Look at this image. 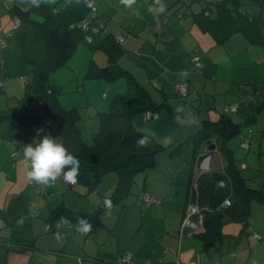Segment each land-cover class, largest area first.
<instances>
[{"label": "crops", "instance_id": "1", "mask_svg": "<svg viewBox=\"0 0 264 264\" xmlns=\"http://www.w3.org/2000/svg\"><path fill=\"white\" fill-rule=\"evenodd\" d=\"M85 1L55 0L25 10L22 0H0V34L6 41L0 45V264H116L121 253H129L134 264H264V199L250 200L246 220L225 221L213 242L196 235L203 229L200 217L194 220L197 231L180 232L190 172L220 171L231 161L249 186L264 193V109L254 112L264 104V15L258 14L257 0H163L166 10L159 16L147 10L153 0H136L132 8L120 0H93L97 18L91 30L54 68L49 82L66 90L59 101L79 112L77 125L89 120L94 127L129 82L139 85L157 117H137L135 125L146 127L163 146L154 164L126 183L108 172L93 188L70 187L62 178L49 186L36 182L37 192L29 184L23 151L10 156L6 142L33 143L36 132L26 135L22 124H33L37 110L39 119L49 121L45 108L32 102L44 104L35 83L37 67L56 58L48 30L85 17ZM221 1L234 10L240 28L203 29L200 23L216 17ZM237 11L249 17H238ZM117 33L123 43L114 38ZM179 84L186 85L185 97L177 93ZM73 95L87 97L88 103L72 102ZM222 115L240 122V133L248 128L232 137L230 156L220 153L214 136L198 142L189 137L211 129ZM48 134L63 144L61 134ZM243 142L248 148L241 147ZM146 195L159 201L147 204ZM105 198L112 199V207L99 210L100 224L87 234L63 215L52 217L57 208L95 213Z\"/></svg>", "mask_w": 264, "mask_h": 264}, {"label": "trees", "instance_id": "2", "mask_svg": "<svg viewBox=\"0 0 264 264\" xmlns=\"http://www.w3.org/2000/svg\"><path fill=\"white\" fill-rule=\"evenodd\" d=\"M257 1L258 14L264 15V0ZM216 5L218 14L213 19L201 22L200 26L203 29L220 25H232L233 27L229 29L233 30L240 28L239 23L235 24L237 16L233 9L226 6L223 1ZM14 11L17 16L23 14L21 10L14 9ZM236 13L238 17H249V14L241 11ZM10 31H7L5 35ZM83 34V30L72 29L68 25L49 28L48 37L54 46L56 58L37 67L35 83L43 92L45 115L63 136L62 145L80 162L77 183L69 186L96 187L102 176L108 172L116 173L118 182L126 183L135 173L151 167L154 164L155 154L161 148L152 135L144 133L135 125L137 117H144L148 111L154 112L153 105L144 88L129 82L126 92L114 98L110 109L99 113V128L92 143L86 144L81 139L76 123L77 110L66 109L61 105L49 82V77L54 68L64 62L76 48ZM261 109H264V104L257 106L254 112ZM210 124L211 129H202L201 134H192L189 137L198 142L214 136L220 153L230 156L232 149L228 145V140L240 133L241 123L222 115ZM143 136H148L150 143L147 147H138L136 142ZM241 173V169L231 161L220 171L201 172L197 176L192 172L189 173L186 204L191 201L199 208L198 213L193 215V220L200 217L203 224L202 231L196 234L199 238L206 242L217 240L222 234L225 221L246 220L250 200L264 199V193L259 188L249 186ZM221 181H223L222 186ZM226 198L230 202L229 205L222 204ZM106 199L112 201L110 198L103 199L95 213L86 215L65 208H57L52 212V217L63 215L75 225L77 218H83L88 220L92 227L97 226L100 224L98 212L105 206Z\"/></svg>", "mask_w": 264, "mask_h": 264}, {"label": "clouds", "instance_id": "3", "mask_svg": "<svg viewBox=\"0 0 264 264\" xmlns=\"http://www.w3.org/2000/svg\"><path fill=\"white\" fill-rule=\"evenodd\" d=\"M22 2L26 5L25 10H27V8L40 7L41 3H54L55 0H22ZM120 4L126 8H132L136 4V0H120ZM147 10L154 16H159L165 12L166 4L163 0H153ZM136 14L139 16L138 11ZM42 131V128L37 129L33 143L25 145L23 149L28 178L45 186L54 184L61 178L65 184H76L80 167L79 159L70 154L62 144L57 143L56 139H53L49 134L40 137ZM136 143L138 147H147L150 139L148 136H143ZM220 185H223V181L220 182ZM104 203L107 208L112 207L109 199H106ZM75 228L77 232L87 234L91 231L92 224L86 219L77 218Z\"/></svg>", "mask_w": 264, "mask_h": 264}, {"label": "built area", "instance_id": "4", "mask_svg": "<svg viewBox=\"0 0 264 264\" xmlns=\"http://www.w3.org/2000/svg\"><path fill=\"white\" fill-rule=\"evenodd\" d=\"M86 7H87V14L85 17H82L79 20L70 22L68 24L69 28L72 29H80L83 30L84 32H88L91 30V22L92 20L96 19V15H97V8L95 6V3L93 0H86L85 1ZM14 24L17 25L18 24V20L15 18L14 19ZM95 31H97V29H94ZM114 38L119 42V43H123L124 42V37L122 35H120L119 33L114 35ZM0 45L1 46H5L6 42L4 37L0 34ZM196 59V64L199 66V62L197 61V57ZM177 93L181 96V97H185L187 95V88L185 84H179L176 87ZM231 110H235V107L232 106L230 107ZM145 118H153V117H157V114L155 112H146L144 114ZM50 124V121H44V124ZM7 147L9 149V154L10 156L14 157L17 156L20 152L23 151L24 149V145L23 144H19L16 140H8L6 142ZM249 143L247 142H243L241 143V147L243 148H248ZM208 160H209V155H205L203 160L200 162V167H202L203 169H207L208 168ZM29 184H31L32 186H36V182L32 181L29 179ZM36 192L38 191V188L36 187L34 189ZM145 200L147 204H151V203H156L159 200L156 197L150 196V195H146L145 196ZM223 205H229L230 202L229 200L226 198L224 199ZM199 208L198 206L191 202L188 201L187 206L185 208V214L182 218V221L180 223V232H183L184 229H191L193 231H197L198 230V226L199 223L193 220V215L198 213ZM59 222H57L58 224ZM253 237H256V234H253ZM79 264H83V262L81 260H79ZM116 264H134L133 260H132V256L129 253H121L117 260H116Z\"/></svg>", "mask_w": 264, "mask_h": 264}, {"label": "rangeland", "instance_id": "5", "mask_svg": "<svg viewBox=\"0 0 264 264\" xmlns=\"http://www.w3.org/2000/svg\"><path fill=\"white\" fill-rule=\"evenodd\" d=\"M246 1H249V0H246ZM56 79L58 80V82L61 80V78H60V76H59V74H56ZM40 90H41V88H40ZM53 90L55 91V94L57 95V97H58V100H59V97H66L67 95L65 94V92H66V90L64 89V90H61V89H59V88H56L54 85H53ZM74 96V98L72 99V102H80L79 100H81V99H83V103H88V99H87V97H82V96H77V95H73ZM100 97L101 98H103L101 95H100ZM91 100H94V101H97L98 99H99V97L98 96H93V95H91ZM38 99H34L32 102L34 103H36V101H37ZM60 102V101H59ZM34 103V105L38 108V109H44L45 108V106H44V104L41 102V103H39V104H35ZM81 103V102H80ZM79 104V103H78ZM62 105V104H61ZM64 107V106H63ZM65 108V107H64ZM74 107H68V108H66V109H73ZM75 109V108H74ZM79 113V112H78ZM37 114V115H36ZM39 114H41L40 113V110H37V111H35V113L33 114V116H34V118L36 119V121H34V123L33 124H31V125H28L27 123H24V122H22V123H24V124H22V125H25V127L28 129V131H27V129H26V135L27 134H29V133H34V132H36V130L37 129H40V128H42L43 129V131L40 133V137H43V135H45V134H48V131H50V133H51V135L53 136L54 134H56V135H58V137H60L61 135H60V133H59V131H58V129H57V127L54 125V127H51V126H47L46 124H44V121H46V120H41V118L39 119V117H41V116H38ZM181 117L180 118H176V123H174L173 125H179L180 123H181ZM77 121H78V119H77ZM77 123V122H76ZM78 124L79 125H77V126H79L80 128H81V134H80V136H81V139L82 140H84V142L86 143V144H91L92 143V140H93V137L95 136V133L98 131V128L99 127H94V126H92V122H90L89 120H79V122H78ZM99 126V125H98ZM137 126V125H136ZM175 127H171V128H168L167 129V132H170V134L171 133H173L171 130L172 129H174ZM45 129H47V130H45ZM141 131H143L144 133H147V128L146 127H144L143 129H140ZM177 129H175L174 130V133H175V131H176ZM197 130V129H196ZM196 130H195V132H196ZM248 130V128L247 127H244L243 128V130H242V132L241 133H239L238 135H236V136H239V137H241L242 135H243V133H245L246 131ZM79 132H80V130H79ZM149 134V133H148ZM164 134H166V132H164ZM186 136H187V134H186ZM236 136L235 137H233V138H236ZM158 138H161V137H158ZM233 138H231V139H229L228 141H229V143H228V145L230 146L231 144V141H232V139ZM163 140V139H162ZM160 145H161V147L163 146L162 144H161V142H159L158 140H156ZM25 144V143H24ZM23 144V145H24ZM24 147H25V145H24ZM156 154H158V153H156ZM156 156V155H155ZM247 184H249V183H247ZM39 186L40 185H38V184H36V187L39 189ZM38 193H36V195H37Z\"/></svg>", "mask_w": 264, "mask_h": 264}, {"label": "water", "instance_id": "6", "mask_svg": "<svg viewBox=\"0 0 264 264\" xmlns=\"http://www.w3.org/2000/svg\"><path fill=\"white\" fill-rule=\"evenodd\" d=\"M213 146H214V145H211V146L209 147V149H211Z\"/></svg>", "mask_w": 264, "mask_h": 264}]
</instances>
